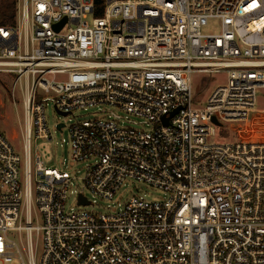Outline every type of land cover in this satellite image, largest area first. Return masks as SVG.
<instances>
[{
  "label": "built area",
  "instance_id": "2783aa9c",
  "mask_svg": "<svg viewBox=\"0 0 264 264\" xmlns=\"http://www.w3.org/2000/svg\"><path fill=\"white\" fill-rule=\"evenodd\" d=\"M95 10L94 0H21L16 23L0 26V72L14 75L13 101L22 80L23 106L22 160L0 131V258L35 264L34 232L38 264H264V140L238 136L264 88V0H102ZM211 19L218 31L202 33ZM219 71L226 82L194 106L192 73ZM48 101L63 116L97 108L68 125L70 160L85 163L76 204L112 199L126 179L165 196L65 210L67 164L46 167L30 150L32 135L51 138ZM223 123L235 139L217 135ZM9 230L25 232L26 260Z\"/></svg>",
  "mask_w": 264,
  "mask_h": 264
},
{
  "label": "rangeland",
  "instance_id": "374dc122",
  "mask_svg": "<svg viewBox=\"0 0 264 264\" xmlns=\"http://www.w3.org/2000/svg\"><path fill=\"white\" fill-rule=\"evenodd\" d=\"M21 0H16L17 7ZM18 12V11H17ZM94 14H87L84 21L87 24H91V19ZM20 27V35L22 34ZM218 31V22L215 19L208 20L207 24L201 28L202 33H215ZM14 75L0 72V131H2L15 151L18 153L21 160L23 159V106H22V80L15 87V99L11 98L9 88L13 81ZM226 82V73L224 71L219 72H194L192 73V104L194 106H203L206 98L209 95L211 89L215 86ZM96 107H90L87 109H75L73 114L63 116L54 109L50 101L47 102L44 109L45 121L51 138L38 137L34 138L32 135L30 140L31 154L35 151L39 154V158L43 165L46 167L63 166L67 164V170L71 173L73 178L70 180V185L67 190V199L65 201V210H77V209H94L96 211H106L107 205L115 208L118 204L125 202L131 195H140L147 200L159 199L165 196V192L152 185L145 184L139 181L124 180L120 185L112 199H97L94 205L82 206L76 204V191L81 188L82 180L81 176L84 173L85 163L84 161H71L69 157V136L68 125L74 121V119H88L97 115L95 113ZM256 111L252 114L251 124L248 127H239L238 136L243 138H252L256 140H264V115L259 110H264V88H258L256 91ZM124 114V113H122ZM128 117L134 120L135 123L130 125L135 127H141L143 129L149 128L148 124L142 122L138 116L128 114ZM63 121L65 126L60 130L56 123ZM237 123H234V125ZM240 124V123H239ZM242 125V124H241ZM248 128V130H247ZM217 134L219 137L228 136L227 139H235L237 133L231 127V123H223L217 127ZM250 134V135H249ZM222 138V139H223ZM211 140H219L214 137ZM63 163V164H62ZM86 195L91 199L88 192ZM35 223L34 217L32 220ZM23 223V219H22ZM7 236L17 243L21 256L24 260L27 259L26 251V234L22 230L20 232L9 230L6 232ZM32 244L34 247V262L38 264V256L40 251V242L36 238L35 233H32ZM0 264H19V259L14 257L12 261L4 262L0 258Z\"/></svg>",
  "mask_w": 264,
  "mask_h": 264
},
{
  "label": "trees",
  "instance_id": "16d2710c",
  "mask_svg": "<svg viewBox=\"0 0 264 264\" xmlns=\"http://www.w3.org/2000/svg\"><path fill=\"white\" fill-rule=\"evenodd\" d=\"M96 10L94 14L99 15L102 12V0H94ZM16 0H0V26H11L16 23L17 18Z\"/></svg>",
  "mask_w": 264,
  "mask_h": 264
},
{
  "label": "water",
  "instance_id": "95a60500",
  "mask_svg": "<svg viewBox=\"0 0 264 264\" xmlns=\"http://www.w3.org/2000/svg\"><path fill=\"white\" fill-rule=\"evenodd\" d=\"M64 21H65V18H63V19H61V21L55 23L54 26H53L54 29H55V30L60 29V27L63 25ZM172 113H173V112H172ZM172 113H171V114H172ZM212 120H213V122H214L215 124H217V125L220 124V123L218 122V120H216V118L213 117ZM164 121H166V120H164ZM61 125H62V123H59V124H57V127L60 128ZM79 202L84 203V202H85L84 197H82V196L79 195Z\"/></svg>",
  "mask_w": 264,
  "mask_h": 264
}]
</instances>
